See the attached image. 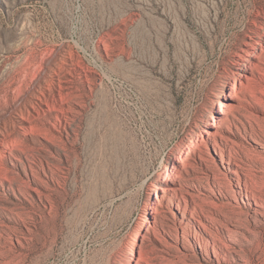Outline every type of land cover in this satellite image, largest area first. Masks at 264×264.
I'll return each instance as SVG.
<instances>
[{
  "label": "rangeland",
  "instance_id": "1",
  "mask_svg": "<svg viewBox=\"0 0 264 264\" xmlns=\"http://www.w3.org/2000/svg\"><path fill=\"white\" fill-rule=\"evenodd\" d=\"M0 264H264V0H0Z\"/></svg>",
  "mask_w": 264,
  "mask_h": 264
},
{
  "label": "bare ground",
  "instance_id": "2",
  "mask_svg": "<svg viewBox=\"0 0 264 264\" xmlns=\"http://www.w3.org/2000/svg\"><path fill=\"white\" fill-rule=\"evenodd\" d=\"M132 260V259H131Z\"/></svg>",
  "mask_w": 264,
  "mask_h": 264
}]
</instances>
